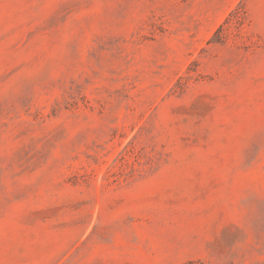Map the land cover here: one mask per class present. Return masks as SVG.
Instances as JSON below:
<instances>
[{
	"label": "rangeland",
	"instance_id": "374dc122",
	"mask_svg": "<svg viewBox=\"0 0 264 264\" xmlns=\"http://www.w3.org/2000/svg\"><path fill=\"white\" fill-rule=\"evenodd\" d=\"M0 264H264V0H0Z\"/></svg>",
	"mask_w": 264,
	"mask_h": 264
},
{
	"label": "trees",
	"instance_id": "16d2710c",
	"mask_svg": "<svg viewBox=\"0 0 264 264\" xmlns=\"http://www.w3.org/2000/svg\"><path fill=\"white\" fill-rule=\"evenodd\" d=\"M221 29H222V28H220V29L218 30V32H220V31H221ZM218 32H217V35H218ZM218 40L220 41V40H221V38H220V39H218Z\"/></svg>",
	"mask_w": 264,
	"mask_h": 264
}]
</instances>
